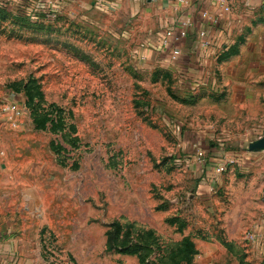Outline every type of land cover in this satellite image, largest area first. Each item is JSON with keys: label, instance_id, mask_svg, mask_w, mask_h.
Returning <instances> with one entry per match:
<instances>
[{"label": "rangeland", "instance_id": "1", "mask_svg": "<svg viewBox=\"0 0 264 264\" xmlns=\"http://www.w3.org/2000/svg\"><path fill=\"white\" fill-rule=\"evenodd\" d=\"M259 2L173 62L146 1L0 0V264H264Z\"/></svg>", "mask_w": 264, "mask_h": 264}, {"label": "crops", "instance_id": "2", "mask_svg": "<svg viewBox=\"0 0 264 264\" xmlns=\"http://www.w3.org/2000/svg\"><path fill=\"white\" fill-rule=\"evenodd\" d=\"M143 1L147 2V8L151 12L160 17L162 29L174 26L177 35H180L183 29L180 24H176L175 22L187 19L195 22V27L188 30L189 36L180 39L179 47L184 51L185 47L192 42L193 38L190 35L194 32L197 33L200 29H206L209 37L213 40V44L216 45V42L218 43L227 33H230L232 25L235 22V16L237 15L235 10L236 8H241L240 2H244L243 7L250 6L251 9H254V6L263 0H223L225 4L220 3V0H187L189 2L187 5L177 4V0ZM225 5L229 7V11L224 10ZM203 11H208L211 15L219 16V25L216 27L209 26V24L204 22L201 18ZM194 45L198 49L201 48L197 40L194 42Z\"/></svg>", "mask_w": 264, "mask_h": 264}, {"label": "built area", "instance_id": "3", "mask_svg": "<svg viewBox=\"0 0 264 264\" xmlns=\"http://www.w3.org/2000/svg\"><path fill=\"white\" fill-rule=\"evenodd\" d=\"M176 3L181 5H187L189 2L187 0H177ZM220 3L225 4V1L220 0ZM224 10L229 11V7L225 5ZM201 18L204 22L209 24V26L216 27L220 23L219 16L211 15L208 11H203L201 13ZM175 23L180 24L183 29L180 35H177L174 26L164 28L161 34V38H162L161 47L165 52L168 53L170 61L173 62L178 61L182 55V49L179 47L180 39L189 36L188 30H191L195 27V22L191 19L180 20ZM196 40L202 49H209L213 46V40L209 37L208 31L206 29L198 30V32L196 33ZM203 157H204V153L199 152L198 160H202ZM225 169H226L225 166H222L218 169V172H223L225 171ZM247 239L255 242L257 240L256 231H254L253 233L252 232L249 233Z\"/></svg>", "mask_w": 264, "mask_h": 264}]
</instances>
